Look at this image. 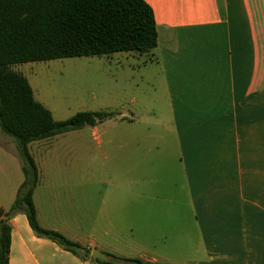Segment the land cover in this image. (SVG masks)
I'll return each instance as SVG.
<instances>
[{
    "label": "crops",
    "instance_id": "0c3cea01",
    "mask_svg": "<svg viewBox=\"0 0 264 264\" xmlns=\"http://www.w3.org/2000/svg\"><path fill=\"white\" fill-rule=\"evenodd\" d=\"M144 2L156 24L157 47L151 58L163 79L168 120L156 117L155 125L160 128L151 129L148 115L133 110L109 118L125 125V129L111 132V136L123 137L118 149L124 150L125 161L109 166L108 180L114 185L107 199L102 197V185L107 184L102 183V166L84 164V145L77 146L80 164H56L58 139L82 129L30 143L28 152L38 171L32 195L38 224L90 251L111 256L108 260L114 264H127L121 260L264 264V0ZM157 113L152 109V114ZM107 120L87 127L89 134L97 138L98 126ZM136 121L144 125L139 132L133 128ZM108 144L114 145L113 138ZM138 150L143 183L154 164L161 163L150 161V155L156 151L166 157L171 152V176L182 179L186 212L192 222V228L183 234L189 232L195 238L191 241L188 236L184 241L191 259L166 253L138 259L120 255L110 244L118 230L111 225V230L101 227L102 217L110 224L109 218H127L134 212L142 221L184 214L179 193L156 197L151 203L146 189L133 193L132 156ZM43 161L46 164H38ZM117 166L121 168L119 179L111 176ZM21 168L17 164L12 176L0 164V209L4 213L23 182ZM82 218H89V226H84ZM9 224L8 264H98L37 237L23 213L13 215ZM146 234L142 226L137 245L142 252H148L143 244Z\"/></svg>",
    "mask_w": 264,
    "mask_h": 264
},
{
    "label": "rangeland",
    "instance_id": "374dc122",
    "mask_svg": "<svg viewBox=\"0 0 264 264\" xmlns=\"http://www.w3.org/2000/svg\"><path fill=\"white\" fill-rule=\"evenodd\" d=\"M11 69L20 73L28 81L36 101L48 109L53 119L58 122L70 119L80 112L109 113L114 119L116 115L129 114L132 110L137 115L147 114L151 129L160 128L155 125V119L168 120L163 79L159 67L152 61L151 53L142 55L115 53L110 56L74 57L17 64ZM132 99L135 100L134 103L131 102ZM152 109L160 116L152 114ZM135 124L133 128H136L138 132L144 128V125L138 121ZM114 129L119 132L125 129V125L108 119L107 122L98 126L97 138L92 137L88 128L85 127L81 133L74 132L60 137L56 146L58 154L56 164H80L77 146H85L84 164L102 166V183L104 181L107 183L106 186L102 185L104 199H107L106 194L114 185L108 180L109 172H111L110 164H123L125 161L124 150L118 149L123 137L119 134L111 136ZM110 138H113L114 145L109 147ZM14 144L12 138L0 131V164H5L6 173L10 171L12 176L15 175L16 165L22 164ZM167 154L168 156L161 157L160 153L154 151L150 155V161L156 160L161 163L154 164V169L150 170L149 179L143 183L140 169L142 154L139 150L134 151L132 191L134 194H139L141 188L146 189L151 198L150 203L156 202L154 201L156 197L166 198L179 193L182 198L180 209L184 214L155 216L143 218L145 220L142 221V218L136 216L134 212L133 216L127 218L124 216L111 217L109 218L110 224L105 217H102V228L107 227L111 230V225L118 230L117 234H114L116 240L110 241V244L116 246V251L120 255L138 259L141 255L148 258L155 254L166 253L175 258H192L191 250L184 246V241L188 236H191V241L195 239L189 232L183 234L184 231L192 228L191 218L186 212L187 208L184 203V185L180 177L172 179L171 152ZM38 164H46V162H38ZM120 171L121 168L117 166L111 176L119 179ZM174 181L175 184H173ZM177 184L178 189L174 188ZM82 219L85 221L84 226H89L86 223L89 218ZM142 226L147 232L143 244L148 252H142L139 247ZM178 244L179 249L165 248L166 246L172 248Z\"/></svg>",
    "mask_w": 264,
    "mask_h": 264
},
{
    "label": "trees",
    "instance_id": "16d2710c",
    "mask_svg": "<svg viewBox=\"0 0 264 264\" xmlns=\"http://www.w3.org/2000/svg\"><path fill=\"white\" fill-rule=\"evenodd\" d=\"M156 47L154 15L144 0H0V130L14 140L23 174L12 205L5 213L0 209V264H8L9 220L17 213L26 216L37 237L55 243L75 257L114 264L111 260L93 259L89 249L56 231L40 227L32 201L38 171L28 152L30 143L95 127L112 115L80 112L65 121H55L51 112L36 101L28 81L11 67L115 53L142 55ZM121 261L151 264L140 260Z\"/></svg>",
    "mask_w": 264,
    "mask_h": 264
},
{
    "label": "water",
    "instance_id": "95a60500",
    "mask_svg": "<svg viewBox=\"0 0 264 264\" xmlns=\"http://www.w3.org/2000/svg\"><path fill=\"white\" fill-rule=\"evenodd\" d=\"M91 257L93 259L99 260L101 262H107L108 261V256L106 254L96 250V249H93L91 251Z\"/></svg>",
    "mask_w": 264,
    "mask_h": 264
}]
</instances>
